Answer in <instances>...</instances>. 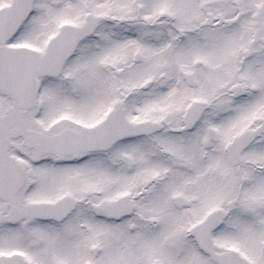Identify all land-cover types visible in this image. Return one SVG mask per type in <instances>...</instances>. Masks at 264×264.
<instances>
[{"label": "snow or ice", "instance_id": "snow-or-ice-1", "mask_svg": "<svg viewBox=\"0 0 264 264\" xmlns=\"http://www.w3.org/2000/svg\"><path fill=\"white\" fill-rule=\"evenodd\" d=\"M0 264H264V0H0Z\"/></svg>", "mask_w": 264, "mask_h": 264}]
</instances>
